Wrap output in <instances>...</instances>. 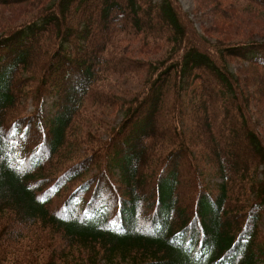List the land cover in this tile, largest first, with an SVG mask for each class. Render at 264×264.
Returning a JSON list of instances; mask_svg holds the SVG:
<instances>
[{
  "label": "trees",
  "instance_id": "obj_1",
  "mask_svg": "<svg viewBox=\"0 0 264 264\" xmlns=\"http://www.w3.org/2000/svg\"><path fill=\"white\" fill-rule=\"evenodd\" d=\"M30 1L0 0V16L5 8ZM57 5L61 13L50 10L0 34V221L9 219L15 226L0 230V251L25 247L22 235L40 223L62 232L66 252L75 244L83 248L87 264H264V138L242 126L246 119L241 110L239 117L232 114L220 122L213 109L200 105L203 96L191 101V108L181 106L183 91L204 80L209 94L227 86L238 100L224 49L196 30L190 32L176 0H58L51 9ZM78 12L88 18L69 22L66 29L68 14ZM78 27L81 35L73 36ZM58 30L66 36L52 63L21 99L23 106L34 91H42L43 103L28 111L27 104L21 108L16 103L17 74L21 69L33 72L37 65L29 67L28 51L43 48V39L50 40ZM88 32L100 39L88 45L82 58L74 57L71 51H77L70 44L82 47ZM132 33H149L168 44L170 52L161 62L163 69L156 65L160 80H153L142 98L127 103L107 141L111 155L101 160L92 149V129L83 121L95 118L86 111L94 104L125 103L100 83L107 82L104 69L116 61L114 42ZM226 52L264 65V44L250 49L233 44ZM94 57H99L95 66ZM101 59L103 70L96 68ZM23 79L28 85L33 77ZM47 91L53 109L46 116ZM198 110L212 114L219 126L202 128L212 132V154L222 178L217 187L197 172L198 160H203L197 151L201 141L190 124ZM118 139L123 150L112 149ZM66 145L73 151V164L61 165L67 160ZM84 147L88 152L80 155ZM7 211H14L16 219L6 216ZM66 252L59 257L66 260L73 254L63 256ZM21 260L16 256L13 262Z\"/></svg>",
  "mask_w": 264,
  "mask_h": 264
},
{
  "label": "rangeland",
  "instance_id": "obj_2",
  "mask_svg": "<svg viewBox=\"0 0 264 264\" xmlns=\"http://www.w3.org/2000/svg\"><path fill=\"white\" fill-rule=\"evenodd\" d=\"M160 2L162 0H154ZM177 5L180 8V14L183 22L187 23L190 27V32L196 30L201 33L207 40L217 45L216 48H223L226 53V60L229 69L234 74L237 82V97L238 100H234V92H231L227 86L220 87L219 91H214L212 94L207 92L206 80L197 84L191 85L190 89L184 90L181 94V106L186 103L188 108L190 102L195 101V98L202 97L200 101L202 107L213 109V114L218 115L216 121L226 119L229 115L236 112L243 111L245 115V121L242 122V126L245 128H252L264 138V65H259L254 60L248 59L243 55L227 54L226 49L233 44H240L243 49H250L253 46L264 44V0H176ZM58 0H32L24 3L23 5H17L4 9L3 14L0 16V34L7 30H13L17 27H21L24 24L33 22L37 18L41 17L50 10L60 12L59 5L51 9ZM61 13V12H60ZM65 18V17H64ZM88 17H82L81 13L68 14L66 19V29L69 22L72 21H84ZM83 28H76L73 36L81 35L80 32ZM93 37L94 42L89 40L82 41L80 44L85 43L82 47H74V43L70 44V48L76 49L77 52L71 51L76 58L83 57V51L89 44L96 43L100 36L88 32L83 33ZM56 35L60 38L57 40ZM66 34L62 30H58L52 38L43 39V48L31 49L28 51L30 57L28 61L31 65L37 67L32 71L29 69L23 73V69L18 72L20 79L18 80V86L15 92L16 103L25 108L27 104V110H35L42 105L43 92H35V96L28 101V103L22 106L21 99L28 87H34V80L36 76L43 75L48 69V66L52 63V56L57 49L59 42L65 38ZM57 43V46H56ZM50 47L47 49V45ZM46 47V49H45ZM72 50V49H70ZM112 52L116 55V61L114 65L106 67V80L107 82H101L100 86L110 91L111 95H120L125 103H118L109 107H103L101 105L94 104L86 109L89 115L95 116L92 121L84 120L85 126H88L92 130H89L91 134L89 137L93 140L97 154L101 160L111 155L109 150L108 140L110 139L112 130L118 126L125 116V110L127 103L135 102L136 99L143 97L144 93L151 87L153 80H160V72H156L157 64H161L167 58L170 52V46L164 44L161 39L154 40L147 34H129L117 39L112 47ZM105 54V53H104ZM86 58H92L88 55ZM99 57H94L92 63L98 61ZM224 59V58H222ZM103 59H101V66H97L103 70ZM138 61H146L149 64L144 67L141 65H135ZM153 63V65L151 64ZM162 69L164 68V64ZM136 66V67H135ZM120 69V71L118 70ZM133 69L134 71H132ZM125 70V72H124ZM24 76H32L33 80L27 85L23 79ZM232 77V76H231ZM232 77V81H233ZM176 85V84H175ZM106 86V88H105ZM177 86V85H176ZM234 86V84H233ZM182 92V89L178 90ZM22 92V94H21ZM206 92V93H205ZM21 94V95H20ZM174 95V92H173ZM176 95V94H175ZM232 96V97H231ZM44 106H46V116L51 115L53 109L52 93L49 91L45 94ZM206 99V100H205ZM200 115L198 118L192 115L190 126L194 129L193 133L201 143L197 142V151L201 153L202 161H199L197 166V172L206 178L205 183L211 187H217L216 183L222 182V178L218 176L216 172V163L213 156V136L211 133L204 132L203 129L214 125V130L218 129L216 121L212 122V114H206L201 110L197 111ZM23 111L19 113L21 115ZM239 121V120H238ZM198 128L205 133V139L199 135ZM203 128V129H202ZM76 131L78 129L76 128ZM123 150V142L118 139V143L113 141L112 149ZM67 160L64 159L61 165L73 164V151L67 148ZM88 152V148H81L80 155H84ZM100 165L88 175H92L95 171L99 170ZM194 189V187H193ZM64 192L62 195H66ZM194 198V197H193ZM195 199V198H194ZM56 208V204L53 205ZM6 216H13L16 219V213L14 211H7ZM5 219L0 221V230L13 229L14 223ZM28 224V221H25ZM20 226H23L22 224ZM31 229L24 232L22 238L27 240L25 247L16 246L13 249L0 251V264H17L13 262L14 257L21 256L24 260H21V264H87L88 253L75 244V247L66 252L68 245H65V241L62 238V232L55 227L45 224L42 226L40 223L31 224ZM261 226L264 229V218L261 221ZM21 239V241L23 240ZM65 245V246H63ZM15 246L14 244L11 247ZM63 246L61 249L58 247ZM10 247V248H11ZM62 251L70 255L68 259H61L59 256ZM83 259V260H80ZM100 264H108L105 261H98ZM20 264V263H19Z\"/></svg>",
  "mask_w": 264,
  "mask_h": 264
}]
</instances>
